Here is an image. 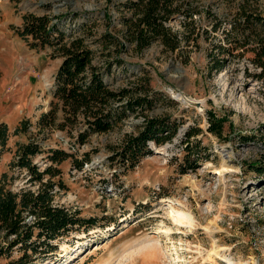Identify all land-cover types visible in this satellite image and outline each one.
<instances>
[{"label": "rangeland", "instance_id": "1", "mask_svg": "<svg viewBox=\"0 0 264 264\" xmlns=\"http://www.w3.org/2000/svg\"><path fill=\"white\" fill-rule=\"evenodd\" d=\"M119 1L123 0H0V120L6 121L10 132L22 118L34 122L48 108L61 60L51 55L50 45L30 47L15 32L13 26L21 24L22 14L47 13L54 19L66 13L63 28L71 31L85 19L84 11H93L98 17L91 37L106 28L104 14L117 27L110 24L109 29L120 34ZM196 3L200 13L193 15L195 30L174 51L163 49L158 41L140 53L129 43L118 50L129 67L119 68L113 85L140 83L139 77L148 75L159 98L145 113L169 114L179 121L171 140L151 142V153L124 169L110 155L123 134L142 121V112L92 133L80 147H71L70 137L59 130L40 139L44 148L61 147L78 157L90 152V161L82 168L74 167L70 157L57 163L60 173L53 178L62 185L57 184L53 193L55 202L96 219L91 226L59 237L55 254L40 264H228L229 260L264 264V83L245 74L259 69L251 60V49L233 50L219 71H208L214 43L228 45L223 29L230 27L228 19L235 8L229 0ZM184 19L177 12L168 23L181 31L187 29ZM213 23H219L215 29ZM108 48L117 50L113 45ZM210 121L216 130L207 129ZM196 126L201 131L189 141L199 140L201 156L195 168L180 172L179 163L185 164L188 151L184 132ZM35 132L32 125L27 133H11L0 157V176L3 171L12 174L7 186L13 189L28 184V173L10 169L9 162L17 142L27 141ZM45 155L33 157L40 168L49 163ZM160 228H166L171 238ZM153 246L157 250L149 258ZM19 253L0 256V264H9Z\"/></svg>", "mask_w": 264, "mask_h": 264}, {"label": "trees", "instance_id": "2", "mask_svg": "<svg viewBox=\"0 0 264 264\" xmlns=\"http://www.w3.org/2000/svg\"><path fill=\"white\" fill-rule=\"evenodd\" d=\"M196 1H119L116 8L121 13L116 18L121 26L120 34L109 29L110 24L114 29L117 27L110 16L104 14L106 28L91 37L96 33L92 27L98 17L93 11H84L85 19L77 21V27L71 31L63 28L69 16L66 13L54 15L52 19L47 13L29 11L22 14L20 25L13 26L30 47L50 45L53 47L51 55L60 56L61 60L53 75L48 108L34 122L24 117L10 132L6 121L0 120V157L11 133H27L32 125L36 127V132L28 136L27 141L17 142L15 155L9 162L10 169L17 167L20 172L24 169L28 173V184L13 189L7 186L13 175L3 171L0 176V256L10 257L14 250L20 251L9 260V264H40L39 261L55 254L59 237L82 226H91L96 220L92 216L80 215L79 209L55 202L53 193L57 184L62 185L60 180L53 178L60 173L57 163L70 157L74 167L82 168L90 161V152L85 150L78 157L61 147L44 148L40 139L59 130L70 137L71 147H80L92 133L104 132L127 116L142 112V121L123 134L110 155L125 169L151 153V142L160 144L176 135L179 121L175 118L169 114L145 113L159 98L158 90L152 89L148 75L139 77L142 79L140 83L129 86H114L113 81L120 67H129L118 52L125 49L127 43L140 53L155 41L160 42L163 49L174 51L182 38L188 40L195 30L193 15L200 13ZM229 1L230 4L233 1L235 10L228 19L230 27L223 29L226 30L223 32L228 45L219 41L214 43L217 52L214 49L209 52L208 71H219L225 65L227 54L231 55L233 50L240 48L243 52L251 49L254 52L251 60L259 69L253 72L245 70V74L264 83V0ZM124 10H129V13H123ZM177 12L185 18L182 22L187 29L179 31L169 25V20ZM78 13L73 12L74 15ZM214 19L218 21L215 15ZM218 24L213 23V28ZM91 43L100 46L99 51ZM109 45L117 50L109 49ZM207 129L216 130V124L210 121ZM200 131L201 128L196 126L184 132V149L188 151L184 155L185 164L179 163L180 172L197 166L201 156L200 142L197 139L191 142L189 138ZM39 153H45L49 160L43 168L33 161Z\"/></svg>", "mask_w": 264, "mask_h": 264}, {"label": "bare ground", "instance_id": "3", "mask_svg": "<svg viewBox=\"0 0 264 264\" xmlns=\"http://www.w3.org/2000/svg\"><path fill=\"white\" fill-rule=\"evenodd\" d=\"M176 94V93H175ZM175 96V95H174ZM176 96H180V94L179 93H177L176 94ZM182 97H183V100L186 98V97H184L183 95H181ZM179 100H182V99H179ZM185 101V100H184ZM187 101V100H186ZM189 101V100H188ZM158 231H161V232H163V233H165L166 234V236H167V238L169 239V238H171V237H169L168 235H169V232H168V230L166 229V228H160ZM212 233V232H211ZM96 247H98V245L96 246ZM157 250V248L156 247H152L151 248V250H150V253H147V256L149 257V258H152V251L154 252V251H156ZM220 256H223V255H220ZM226 256V255H225ZM224 257V256H223ZM227 261H228V259H227ZM231 262H230V260L228 261V264H230Z\"/></svg>", "mask_w": 264, "mask_h": 264}, {"label": "built area", "instance_id": "4", "mask_svg": "<svg viewBox=\"0 0 264 264\" xmlns=\"http://www.w3.org/2000/svg\"><path fill=\"white\" fill-rule=\"evenodd\" d=\"M142 119H143V117H142Z\"/></svg>", "mask_w": 264, "mask_h": 264}, {"label": "crops", "instance_id": "5", "mask_svg": "<svg viewBox=\"0 0 264 264\" xmlns=\"http://www.w3.org/2000/svg\"><path fill=\"white\" fill-rule=\"evenodd\" d=\"M22 18V17H21Z\"/></svg>", "mask_w": 264, "mask_h": 264}]
</instances>
